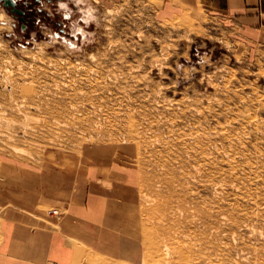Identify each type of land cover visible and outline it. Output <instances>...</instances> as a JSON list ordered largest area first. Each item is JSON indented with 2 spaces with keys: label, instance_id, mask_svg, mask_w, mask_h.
I'll return each mask as SVG.
<instances>
[{
  "label": "rangeland",
  "instance_id": "rangeland-1",
  "mask_svg": "<svg viewBox=\"0 0 264 264\" xmlns=\"http://www.w3.org/2000/svg\"><path fill=\"white\" fill-rule=\"evenodd\" d=\"M26 1L0 7V211L99 186L118 246L83 227L73 264H264V40L195 0Z\"/></svg>",
  "mask_w": 264,
  "mask_h": 264
},
{
  "label": "crops",
  "instance_id": "crops-1",
  "mask_svg": "<svg viewBox=\"0 0 264 264\" xmlns=\"http://www.w3.org/2000/svg\"><path fill=\"white\" fill-rule=\"evenodd\" d=\"M195 1L237 23L248 36L264 40V0ZM35 181L21 184L19 196L0 211V264H73L79 250L89 249L84 242L91 239L81 229L104 223L111 192L95 186L77 197H56L49 204L61 210L52 214L36 201Z\"/></svg>",
  "mask_w": 264,
  "mask_h": 264
},
{
  "label": "bare ground",
  "instance_id": "bare-ground-1",
  "mask_svg": "<svg viewBox=\"0 0 264 264\" xmlns=\"http://www.w3.org/2000/svg\"><path fill=\"white\" fill-rule=\"evenodd\" d=\"M5 18V13L4 11H0V19H4ZM78 29H81L80 26L78 27ZM82 31V30H81ZM54 37V36H53ZM56 37V36H55ZM54 37V38H55ZM57 38V37H56ZM67 42L69 41V39H67ZM69 45V44H68ZM24 50V49H23ZM108 223V222H107ZM88 232H91L92 235H90L92 238H102L104 240L105 243H107V245L110 246H118L117 241L115 236L111 233V231L104 229L103 227H88V226H84ZM93 227V228H92ZM95 228V229H94ZM98 228V229H96ZM120 246V245H119ZM143 264V263H142Z\"/></svg>",
  "mask_w": 264,
  "mask_h": 264
},
{
  "label": "water",
  "instance_id": "water-1",
  "mask_svg": "<svg viewBox=\"0 0 264 264\" xmlns=\"http://www.w3.org/2000/svg\"><path fill=\"white\" fill-rule=\"evenodd\" d=\"M21 1L22 0H0V7L5 8L8 12H10L14 17L18 18L19 20L26 21V18L24 16L26 15L28 9L20 7ZM26 3L27 1H24V4Z\"/></svg>",
  "mask_w": 264,
  "mask_h": 264
},
{
  "label": "flooded vegetation",
  "instance_id": "flooded-vegetation-1",
  "mask_svg": "<svg viewBox=\"0 0 264 264\" xmlns=\"http://www.w3.org/2000/svg\"><path fill=\"white\" fill-rule=\"evenodd\" d=\"M61 5L64 6V7H66L67 4L64 1V2L61 3Z\"/></svg>",
  "mask_w": 264,
  "mask_h": 264
},
{
  "label": "built area",
  "instance_id": "built-area-1",
  "mask_svg": "<svg viewBox=\"0 0 264 264\" xmlns=\"http://www.w3.org/2000/svg\"><path fill=\"white\" fill-rule=\"evenodd\" d=\"M58 213V211L57 210H54V214H57Z\"/></svg>",
  "mask_w": 264,
  "mask_h": 264
}]
</instances>
